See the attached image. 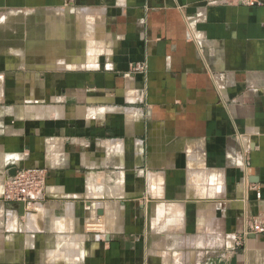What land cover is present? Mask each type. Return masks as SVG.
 I'll return each mask as SVG.
<instances>
[{
    "label": "crops",
    "instance_id": "obj_1",
    "mask_svg": "<svg viewBox=\"0 0 264 264\" xmlns=\"http://www.w3.org/2000/svg\"><path fill=\"white\" fill-rule=\"evenodd\" d=\"M255 223L264 6L0 0V264H264Z\"/></svg>",
    "mask_w": 264,
    "mask_h": 264
},
{
    "label": "built area",
    "instance_id": "obj_2",
    "mask_svg": "<svg viewBox=\"0 0 264 264\" xmlns=\"http://www.w3.org/2000/svg\"><path fill=\"white\" fill-rule=\"evenodd\" d=\"M228 5L264 6V0H214ZM136 72H145V64L137 65ZM45 173L43 170L31 168L21 169L8 178L6 193L9 199L27 202L31 193L41 192L45 187ZM90 224L89 228H96ZM254 232H264V223H255L252 226ZM248 233V232H247ZM246 233V234H247Z\"/></svg>",
    "mask_w": 264,
    "mask_h": 264
}]
</instances>
